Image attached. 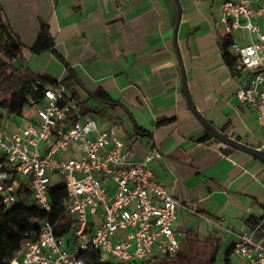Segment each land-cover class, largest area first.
Here are the masks:
<instances>
[{"label": "crops", "instance_id": "obj_1", "mask_svg": "<svg viewBox=\"0 0 264 264\" xmlns=\"http://www.w3.org/2000/svg\"><path fill=\"white\" fill-rule=\"evenodd\" d=\"M0 2L24 44L28 67L59 81L69 74L54 53L31 50L47 24L76 76L91 91L101 88L120 103L109 105L111 118L102 121L116 127L132 159L143 160L153 148L160 151L153 168L183 204L176 224L182 244L188 230L204 236L218 232L217 264H242L235 252L237 234L264 219V159L216 138L200 141L207 129L187 103L174 44L176 0ZM180 2L178 43L198 110L217 130L261 149L264 127L257 111L237 96L249 75L236 72L220 46L223 0ZM170 117L175 121L158 126ZM17 123L15 115L0 109L3 129L15 130ZM256 235L264 240V232L257 229Z\"/></svg>", "mask_w": 264, "mask_h": 264}, {"label": "built area", "instance_id": "obj_2", "mask_svg": "<svg viewBox=\"0 0 264 264\" xmlns=\"http://www.w3.org/2000/svg\"><path fill=\"white\" fill-rule=\"evenodd\" d=\"M221 9L220 37L231 40L234 70L249 75L237 96L264 127V0H223ZM82 101L65 86L49 85L42 100L15 115V130L0 125V201L13 206L25 184L44 212L11 264H85L80 254L89 249L116 264H163L181 249L176 224L183 204L156 176L153 163L162 155L153 148L132 159L116 127ZM58 184L67 190L64 214L75 222L64 235L52 220L50 190ZM257 229L237 234L242 264H264Z\"/></svg>", "mask_w": 264, "mask_h": 264}, {"label": "trees", "instance_id": "obj_3", "mask_svg": "<svg viewBox=\"0 0 264 264\" xmlns=\"http://www.w3.org/2000/svg\"><path fill=\"white\" fill-rule=\"evenodd\" d=\"M220 46L224 59L230 66H233L234 56L230 50V38L227 36L221 37ZM31 50L36 54L48 51L54 53L68 68V76L59 81L47 73L35 72L27 66L24 56V44L6 19L4 7L0 2V109H6L12 115H22L32 101L37 102L43 99L44 92L49 85H62L83 99L81 104L84 110L102 117L111 118L106 109L109 104L103 101L111 102V105L120 103L115 102L101 88L93 92L100 101L95 100L82 90L74 79V70L62 54L57 51L55 39L47 24L42 27ZM91 100L101 103L105 107L92 105L90 104ZM175 119V117L162 118L158 121V126L171 123ZM139 131L142 132L141 129ZM212 140L216 139L208 130L200 139L201 142ZM18 195L19 201L11 207H6L0 201V264H11L26 234L34 236L37 221L44 215V212L33 204L31 191L25 184L21 185ZM50 195L54 203L52 220L57 223L56 232L59 235L68 234L72 231L75 222L64 214L63 202L67 197V190L63 184H58L51 188ZM210 219L213 218L210 217ZM251 226L253 228L258 227V234L261 235L264 232V219L255 220L251 223ZM221 243V235L218 232L204 236L196 230H188L185 235V252L183 253L187 256V254L193 252L194 248L202 246L208 257L206 264H217L221 254ZM231 251L229 250L228 254ZM80 257L85 260V264H111L104 259L100 250H84L81 252ZM176 257L165 261L163 264H170Z\"/></svg>", "mask_w": 264, "mask_h": 264}, {"label": "water", "instance_id": "obj_4", "mask_svg": "<svg viewBox=\"0 0 264 264\" xmlns=\"http://www.w3.org/2000/svg\"><path fill=\"white\" fill-rule=\"evenodd\" d=\"M177 4H178V18H177V22H176V26H175V35H174V44H175V48L178 54V58H179V62H180V66H181V71H182V84H183V92L185 94L187 103L189 105V107L191 108V110L193 111V113L196 115V117L200 120V122L203 124V126L210 131L214 137L218 140H220L221 142L225 143L228 146H231L233 148H237L255 155L260 156L261 158L264 159V150L263 149H259V148H255L253 146H250L246 143L240 142L234 138H231L229 136H227L226 134H224L223 132L217 130L214 125L198 110L190 89H189V85H188V77H187V73H186V68L184 65V61L182 58V53L180 50V46L178 43V31H179V26H180V22L182 19V14H183V9H182V4L180 2V0H176ZM74 79L77 82V84L82 88V90L92 96L95 100L100 101L96 95L93 93V91H91L80 79L79 77L76 76V74H74ZM106 104L111 105V102H107V101H103Z\"/></svg>", "mask_w": 264, "mask_h": 264}, {"label": "rangeland", "instance_id": "obj_5", "mask_svg": "<svg viewBox=\"0 0 264 264\" xmlns=\"http://www.w3.org/2000/svg\"><path fill=\"white\" fill-rule=\"evenodd\" d=\"M90 104L95 105V106H99V107H103V105L101 103H97L94 100L90 101ZM27 111H29L30 109H26ZM99 118H103L100 115H97ZM14 120V119H13ZM228 247V246H227ZM185 250L184 247V243L181 246V254L177 255V257L175 258V260L173 262H171L170 264H206V261L208 259L206 253L204 252V249L202 246H197L196 248L193 249V252L190 254L184 255L183 252ZM109 262L111 264H116V260L115 259H110Z\"/></svg>", "mask_w": 264, "mask_h": 264}, {"label": "flooded vegetation", "instance_id": "obj_6", "mask_svg": "<svg viewBox=\"0 0 264 264\" xmlns=\"http://www.w3.org/2000/svg\"><path fill=\"white\" fill-rule=\"evenodd\" d=\"M179 254H181V249H180V251H179L178 255H179Z\"/></svg>", "mask_w": 264, "mask_h": 264}]
</instances>
